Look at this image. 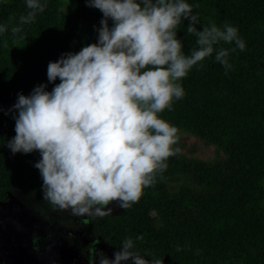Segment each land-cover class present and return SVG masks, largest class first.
<instances>
[{
    "label": "trees",
    "instance_id": "16d2710c",
    "mask_svg": "<svg viewBox=\"0 0 264 264\" xmlns=\"http://www.w3.org/2000/svg\"><path fill=\"white\" fill-rule=\"evenodd\" d=\"M40 2L46 5L44 12L23 26L25 38L17 42L11 27L29 11L26 0H0V24L9 28L0 35V201L11 189L43 198V180L34 167L40 153L13 154L7 147L16 135L18 113L10 110L18 94L28 96L42 84L50 92L59 84V78L48 81L49 62L97 43L96 29L103 18L86 0ZM185 2L198 16V31L211 23H229L238 29L245 49L230 53V70L215 61V52L201 62L202 69L194 66L178 81L184 97L173 101L171 111L158 115L179 131L214 145L224 156L215 162L181 153L169 157L163 178L157 176L154 185L144 188L139 202L98 220L97 228L114 253L131 238L132 251L149 261L264 264V0ZM189 23L183 20L176 29L185 54L197 47L196 37L187 34ZM179 177L183 183L171 190L169 182Z\"/></svg>",
    "mask_w": 264,
    "mask_h": 264
},
{
    "label": "clouds",
    "instance_id": "9594fccd",
    "mask_svg": "<svg viewBox=\"0 0 264 264\" xmlns=\"http://www.w3.org/2000/svg\"><path fill=\"white\" fill-rule=\"evenodd\" d=\"M86 4L103 14L96 29L98 42L49 62L48 81L60 80L50 92L42 84L28 96L18 94L10 110L18 113L16 135L7 147L13 154L40 153L34 167L43 180V199L54 210L105 217L111 215L107 206L113 201L125 210L139 202L144 188L154 185L157 176L163 178L167 159L180 153L174 147L179 129L158 115L184 97L178 81L194 66L202 69L201 62L214 52L215 61L230 70V53L243 51L245 43L229 23H211L198 31V16L185 0ZM26 5L29 11L11 27L17 42L25 38L23 26L33 24L37 12L46 8L40 0H26ZM183 20L190 21L187 34L196 37L197 47L190 54L182 51L177 38ZM8 30L0 24V35ZM233 42L236 47L231 49L215 47ZM133 248L134 241L125 238L114 259L103 252L95 255L99 264H164L160 258H143ZM91 264H96L95 256Z\"/></svg>",
    "mask_w": 264,
    "mask_h": 264
},
{
    "label": "rangeland",
    "instance_id": "374dc122",
    "mask_svg": "<svg viewBox=\"0 0 264 264\" xmlns=\"http://www.w3.org/2000/svg\"><path fill=\"white\" fill-rule=\"evenodd\" d=\"M179 135L176 147L188 158L215 162L224 156L188 132L179 131ZM183 181L174 178L169 188L174 190ZM107 207L112 213L105 217L121 211L119 201ZM105 217L73 216L70 211L54 210L40 196L11 189L7 199L0 201V264H91L94 256L99 264L95 255L99 252L114 259L110 244L97 228V221Z\"/></svg>",
    "mask_w": 264,
    "mask_h": 264
},
{
    "label": "flooded vegetation",
    "instance_id": "af4514ba",
    "mask_svg": "<svg viewBox=\"0 0 264 264\" xmlns=\"http://www.w3.org/2000/svg\"><path fill=\"white\" fill-rule=\"evenodd\" d=\"M112 249V248H111ZM114 253V252H113Z\"/></svg>",
    "mask_w": 264,
    "mask_h": 264
}]
</instances>
